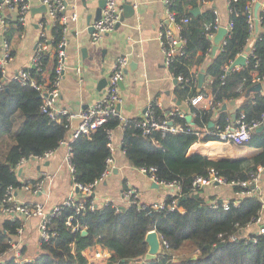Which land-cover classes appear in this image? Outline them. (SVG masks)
<instances>
[{"label":"trees","instance_id":"1","mask_svg":"<svg viewBox=\"0 0 264 264\" xmlns=\"http://www.w3.org/2000/svg\"><path fill=\"white\" fill-rule=\"evenodd\" d=\"M213 1L176 0L173 6L176 21L182 25L179 35L184 39V53L174 59L169 69L175 77L189 79L178 82L175 94L178 101L186 102L182 109L193 115L194 125H188L185 117L166 114L157 101H153L157 115L173 118L174 123L184 125V130L167 134L155 130L144 134L140 127H122V147L132 166L154 167L160 181L182 185L176 209L168 207L173 199L170 193L165 199L168 205L162 209L141 208L128 202L121 206L102 203L95 210L87 209L76 215L73 220L74 223L87 224L88 234L83 235L72 231L67 224L73 209L65 208L61 215L52 218L51 230L55 234L48 241L40 242L41 249L34 261L18 263L13 258L6 264H90L84 251L97 244L110 252L108 264H264V233H258L256 228L248 230L260 212H264V196L257 192L239 196L237 205L232 198L229 199V209H225L223 199L216 197L214 201L219 206L213 207L210 201L215 196L205 197L200 191L190 189L194 179L208 174L210 169L231 182L247 180L259 166H264V131L252 133L247 144L260 151L250 156L215 160L201 153L188 154L196 142L218 140L215 135L218 126L224 127L232 122V114L239 117L245 112L251 120L261 118L264 113L262 91L248 92L256 84L255 75L259 76L261 83L264 80V7L258 10L261 24L252 29L249 18L252 13L255 16V4L250 11L254 0H228V22L232 27L224 37L226 42L222 48L213 55V39L206 35L209 25L214 29L218 16L215 7L208 5ZM197 7L202 11L194 14L192 10ZM184 18L188 21H182ZM61 32L59 23L51 27V46L56 49ZM247 47L252 48L254 54H249L246 65L228 69ZM42 61L41 69L34 65L26 68L39 81L47 80L44 72L50 63V50L43 52ZM56 63L55 54L50 80L55 77ZM201 71L205 73L204 84L210 87V91L204 85L199 87ZM0 83L1 199L9 186H21L14 170L20 160L56 150L69 136L72 123L65 116L59 121L42 113V97L34 87L23 85L17 79L4 78L2 74ZM208 92L213 99V108L192 104V97ZM224 103L227 108L221 109ZM228 104L237 105L234 113L230 112ZM130 119L137 121L140 118ZM211 122L214 125H210ZM119 124L120 119L113 117L90 136L80 135L72 141L71 160L76 183L89 184L102 174L106 159L112 154L108 129L116 130ZM233 187L236 191L241 190L237 184ZM76 193L79 198H85L82 190ZM87 198L91 199L93 195ZM22 225L20 219L0 221V255L10 248L11 240ZM151 230H156L160 236L161 251L156 258L146 259L150 247L146 236ZM22 249L25 253L26 248ZM183 250L192 253L176 257L177 252Z\"/></svg>","mask_w":264,"mask_h":264},{"label":"crops","instance_id":"2","mask_svg":"<svg viewBox=\"0 0 264 264\" xmlns=\"http://www.w3.org/2000/svg\"><path fill=\"white\" fill-rule=\"evenodd\" d=\"M97 1L67 0V12L76 11L78 19L70 25L68 33L69 44L67 46L65 72L60 85L59 107L79 111L98 99L104 94L98 89L99 81L112 74L118 56L128 54L130 55L129 64L135 61L137 67L126 74L123 86H121L123 98L121 111L124 116L134 119L141 118L147 105L153 101H157L166 113L175 108H185V101L180 100V104H178L179 99L175 94L178 82H174L176 77L164 60L160 35L162 30L169 26L167 23L169 16L163 0H128L134 3L135 14L126 18L119 27H115L106 33L100 41L93 44L90 25L95 19L94 17L89 19L88 15L95 14ZM123 2L120 0L121 5ZM256 2H260L261 7L264 0H257ZM31 4L32 8L41 6L38 0H31ZM208 5L215 7L221 23L226 25L229 21V1L214 0ZM200 11H202L201 8ZM7 15L10 22L6 36L10 39L15 54L14 60L8 66V74L12 77L20 69L31 65L41 31L44 29L42 23L45 13L38 9L35 12H30L25 25H20L17 22V15L14 11L8 10ZM45 30L52 38L51 28L45 27ZM84 48L86 49L85 55L83 54ZM49 50L50 63L44 72L45 79H50L56 47L52 45ZM262 84L263 89L261 91H264V80ZM204 87L210 91V87L206 83ZM208 94L210 93L208 92ZM206 103V100L202 101L201 105ZM236 107L237 105L228 104V109L232 113ZM122 137V128H117L113 140L116 147L114 151L115 165L112 173L97 186L94 193L95 198L99 204L105 201L112 202L117 206L127 204V199L123 197L120 190V187L125 185V187L136 189L141 202L151 204L164 201L171 189L163 185L156 186L147 174L130 164L122 147ZM259 151L260 149L249 144L235 145L216 140L196 142L190 147L188 154L201 153L211 159L219 160L250 156ZM66 152V147L61 145L42 161L27 159L23 167L17 169L16 174L21 182L41 178L46 172L54 174V180L46 182L45 191L37 196L22 189L17 192V196L29 202L39 200L51 207L75 193L74 176L65 160ZM199 191L205 197L215 196L211 200H215L216 197L223 200L239 197L231 184L214 183ZM258 193L261 197L264 196V172ZM22 221L23 234L20 238L16 237L15 241L20 244L23 241V247L26 248L25 254L33 256L41 249L39 220L35 217ZM255 228L256 226L253 225L248 230Z\"/></svg>","mask_w":264,"mask_h":264},{"label":"built area","instance_id":"3","mask_svg":"<svg viewBox=\"0 0 264 264\" xmlns=\"http://www.w3.org/2000/svg\"><path fill=\"white\" fill-rule=\"evenodd\" d=\"M42 5H45L47 11L45 13V18L43 20L44 29L41 31L39 41L37 43L36 52L32 59L31 65L41 69L43 64L42 54L44 51L49 50L51 39L47 34L45 27H52L56 23L62 25L61 37L56 49L57 63L55 66V77L50 80L39 81L35 76H33L29 70L26 68L20 69L14 76L10 77L8 74V66L14 60L15 54L13 52V47L10 39L6 36V32L9 30L10 18L7 15L8 10H12L16 13L17 22L20 25H25L28 21L29 14L31 12L32 4L31 0H0V74L4 78H13L17 79L23 85H30L37 89L42 97L41 103V112L47 114L51 119L61 120L62 116H65L67 120H72L76 117L82 119L78 127H71L69 136L61 141V145L65 146L67 149L65 160L68 163L71 172L74 176V166L72 164V141L79 137L80 135L90 136L91 133L96 130L99 126L103 125L109 119L113 117H118L120 119V124L118 128L128 125L129 127H140L143 130L144 134H151L153 131H161L162 134L167 133H177L184 130V125L182 123H174L173 118L168 116L160 117L155 112L153 102H150L143 114V116L135 121L131 120L129 117H126L122 114V111L118 110V104L122 105V94H121V82L125 79L126 68L130 62V55L122 54L117 57L114 70L112 74L108 77V84L105 88V92L98 99L90 103L86 108L79 111H72L58 105V99L60 97V85L61 80L65 72V60L67 57V46L69 44V31L70 25L77 21L78 13L72 11L67 12L68 2L67 0H38ZM176 0H163L169 20L174 23L176 32H174L170 26L165 27L160 35L164 60L165 64L170 67L174 59L184 53V39L179 35V31L182 28V25L176 21V11L173 9L174 3ZM257 0H254L250 5V11H253V4ZM264 6V2H263ZM123 8L120 3V0H106V4L102 10V16L99 20H95L91 25V42L93 44L100 41L103 36L112 31L117 22L120 20L121 12ZM217 13V11H216ZM218 15V13H217ZM182 21L187 22L188 18H184ZM250 27L254 29L256 27L255 16L252 15L249 18ZM261 24V18L258 16V26ZM224 26L227 29V34L232 27V23L228 22L226 25H223L220 21L219 15L216 18V24L214 29H210V25L207 27L206 35L213 39L219 28ZM218 29V30H217ZM226 42L225 38L220 42L218 48H222V44ZM244 53V52H243ZM242 54V53H241ZM249 54H254L253 49L250 48L247 51V58ZM30 65V66H31ZM240 66H236L233 69H237ZM230 69V66L228 67ZM178 82L188 81L189 79L184 80L183 76L176 77ZM254 82H260L259 76H254ZM0 83V88H1ZM241 89V87H240ZM264 94V91H262ZM207 101L204 105L206 107H214L213 99L210 94L201 93L197 96L191 98V102L194 105L201 104L202 101ZM166 114H174L180 117H185L187 114H191L182 108H175L170 110ZM192 115V114H191ZM193 116V115H192ZM264 123V113L261 118H253L248 120L245 112H241L240 116L236 118L235 121H232L226 124L224 127L218 126V130L215 132V135L218 137V141L224 143H230L235 145H244L247 144L252 136V133L256 131V128ZM188 125H191L187 121ZM113 128L108 129L109 133V143L111 149V155L106 159V167L102 174L89 184H79L74 180L75 188L78 187L79 191L82 190L85 198H79L77 193H73L61 202L48 207L45 202L42 201H25L20 199L17 196V192L22 189L26 192L37 196L45 191L46 182H52L54 180V174L46 172L43 177L24 180L21 182L20 187L9 186L6 190L4 196L0 199V221L9 219V220H26L29 218H38L39 220V231H40V242L48 241L51 236L55 233L51 230L52 218L63 213L65 208H72L73 213L68 217L67 224L71 226L72 231L81 232L87 230V224H81L80 222L74 223L76 215L82 213L83 211L90 209L95 210L99 207V202L94 196L95 190L99 184H101L113 171L115 165V145ZM54 150L46 152L42 156L32 155L29 158L37 161H42L48 158ZM29 158H22L20 162L14 167L15 173H17L18 168H22L25 161ZM144 174H147L149 178L167 188H170V195L173 197L172 201L168 205L166 200L162 202H153L147 204L141 202L139 199V194L135 188L125 187V185L120 187L121 194L127 199L128 203L137 204L141 208L150 207L155 209L165 208L167 205L171 210L176 209V204L178 197L182 194V185L179 182L166 183L160 181L157 175L155 174V168H138ZM264 172V166H259L256 173H254L251 178L243 181H231L228 182L223 176L219 175L214 169H210L208 174L197 176L193 183L190 186L191 191L197 192L200 189L217 184H231L239 185L241 190L237 191L239 196H244L247 194H252L253 192H259L260 182L262 174ZM88 195H93V198L88 199ZM213 207H218L219 203L211 200ZM234 204H238V199H234ZM103 204H109V201H105ZM223 208L229 209L230 202L229 200H224L222 203ZM264 214L263 211L260 212L258 217L254 221L256 230L258 233H264ZM23 234V225L18 229V233L13 237L10 242V248L0 255V263L6 264L8 259H15L18 263H23L27 261H34L35 256L26 255L23 252L21 244L15 241V238H20ZM87 251H89L87 253ZM91 253L92 255L90 256ZM84 254L88 257L90 264L92 260L97 258H106L110 257V252L103 249L100 245H90L84 251ZM108 259V258H107Z\"/></svg>","mask_w":264,"mask_h":264},{"label":"water","instance_id":"4","mask_svg":"<svg viewBox=\"0 0 264 264\" xmlns=\"http://www.w3.org/2000/svg\"><path fill=\"white\" fill-rule=\"evenodd\" d=\"M124 2L122 3V12H121V16H120V20L117 22L116 27H119L121 25V23L126 19V18H130L132 17L135 12L136 9L134 7V3L129 2L128 0H123ZM106 4V0H98L97 1V6L95 9V14H89L88 18L91 19L92 17H94L95 20H99L102 16V10L104 8ZM260 2H256L255 6H254V14H255V23H256V28H258V10L260 7ZM36 9H38L41 12L46 13L47 8L45 5H42L39 8H31V12H35ZM192 12L194 14H198L200 12V8L197 7L195 9L192 10ZM167 23L169 24L170 28L176 32V28L173 22H171L170 20L167 21ZM92 30V28H90ZM227 34V29L222 26L219 28L218 32L216 33V35L213 38V48H212V53L213 55L216 53L217 49H218V45L220 44V42L223 40V38L225 37V35ZM250 49V47H247L246 51L242 54H240L239 56H237V58L231 63L230 65V69H233L236 66H244L247 63V51ZM83 54H86V49H83ZM134 67H137V62H131L130 64H128L127 68H126V74L131 72L132 69ZM204 81H205V73L204 71H201L198 77V83H199V87H202L204 85ZM174 82L177 83L178 79L175 78ZM108 84V78L104 77L99 81V86L98 89L100 91L105 92V88ZM121 86H123V81L120 83ZM263 89V84L261 82L256 83L255 85H253L252 87L249 88L248 92H253V91H261ZM178 104H180V101H178ZM85 108L87 106H84ZM227 108V104L224 103L221 107V109H226ZM118 110L121 111V104H118ZM217 113V112H216ZM237 118V115L234 113L232 114V120L235 121ZM186 120L191 124L194 125V121H193V116L191 114H187L186 115ZM82 119L80 117H76L72 120V126L74 128L78 127V125L81 123ZM210 125H214L213 122H211ZM264 131V125H260L259 127L256 128V132H262ZM188 153H190L188 151ZM21 171V170H20ZM217 184V183H216ZM156 186H158L159 184L155 183ZM76 192H79V188L76 187L75 188ZM83 235L88 234V230H83L82 231ZM146 240L149 243V250L147 252V254L145 255L146 259H154L157 257V254L161 251V239L159 234L157 233L156 230H151L148 232L147 236H146Z\"/></svg>","mask_w":264,"mask_h":264},{"label":"rangeland","instance_id":"5","mask_svg":"<svg viewBox=\"0 0 264 264\" xmlns=\"http://www.w3.org/2000/svg\"><path fill=\"white\" fill-rule=\"evenodd\" d=\"M17 125H19L18 122H17ZM21 247L23 248V241L21 243ZM191 253H192V251L183 250L181 252H177L176 257H179L180 255H183V256L190 255ZM89 254H90V256L92 255L91 253H89ZM35 255H36V253L33 254V256H35ZM107 258L108 257H106V258H97L96 260H92L91 264H108V259Z\"/></svg>","mask_w":264,"mask_h":264}]
</instances>
